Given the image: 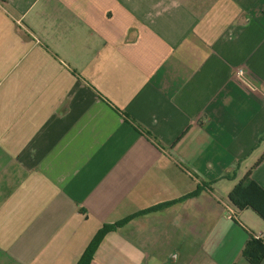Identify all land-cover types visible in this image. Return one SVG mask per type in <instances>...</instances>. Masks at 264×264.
Returning <instances> with one entry per match:
<instances>
[{
	"label": "crops",
	"instance_id": "0c3cea01",
	"mask_svg": "<svg viewBox=\"0 0 264 264\" xmlns=\"http://www.w3.org/2000/svg\"><path fill=\"white\" fill-rule=\"evenodd\" d=\"M249 173L264 0H0V264H251Z\"/></svg>",
	"mask_w": 264,
	"mask_h": 264
},
{
	"label": "trees",
	"instance_id": "16d2710c",
	"mask_svg": "<svg viewBox=\"0 0 264 264\" xmlns=\"http://www.w3.org/2000/svg\"><path fill=\"white\" fill-rule=\"evenodd\" d=\"M229 198L238 210L249 207L264 218V189L250 179V173L235 186ZM243 255L251 264H259L264 258V239L251 237L243 249Z\"/></svg>",
	"mask_w": 264,
	"mask_h": 264
},
{
	"label": "built area",
	"instance_id": "2783aa9c",
	"mask_svg": "<svg viewBox=\"0 0 264 264\" xmlns=\"http://www.w3.org/2000/svg\"><path fill=\"white\" fill-rule=\"evenodd\" d=\"M244 73L245 72H244V69L242 67H237L235 69V76L241 80L244 78ZM227 215H228V217L232 218L233 217V211L231 209H229ZM256 238L264 239V236L262 234H259L256 236Z\"/></svg>",
	"mask_w": 264,
	"mask_h": 264
}]
</instances>
